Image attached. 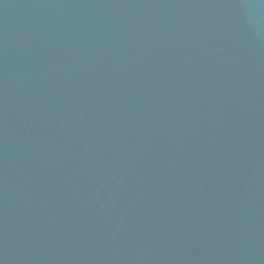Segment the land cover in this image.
<instances>
[{
	"label": "water",
	"instance_id": "obj_1",
	"mask_svg": "<svg viewBox=\"0 0 264 264\" xmlns=\"http://www.w3.org/2000/svg\"><path fill=\"white\" fill-rule=\"evenodd\" d=\"M0 264H264V0H0Z\"/></svg>",
	"mask_w": 264,
	"mask_h": 264
}]
</instances>
